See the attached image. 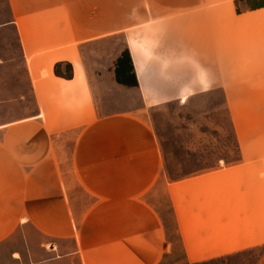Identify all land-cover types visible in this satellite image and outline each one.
<instances>
[{"label":"crops","instance_id":"obj_1","mask_svg":"<svg viewBox=\"0 0 264 264\" xmlns=\"http://www.w3.org/2000/svg\"><path fill=\"white\" fill-rule=\"evenodd\" d=\"M201 1L7 0L0 31H13L23 70L15 86L0 84V243L19 231L13 255L160 264L178 251L197 264L261 249L264 264V137H238L236 158L170 178L144 116L213 80L215 10ZM248 13L264 23V7L239 20ZM137 17L142 46L126 47L140 106L104 114L103 76L88 70L84 49Z\"/></svg>","mask_w":264,"mask_h":264},{"label":"rangeland","instance_id":"obj_2","mask_svg":"<svg viewBox=\"0 0 264 264\" xmlns=\"http://www.w3.org/2000/svg\"><path fill=\"white\" fill-rule=\"evenodd\" d=\"M260 7H264V0L200 2V8L215 10L214 31L207 34L212 41L213 57L206 72L213 80L207 82V86L193 87L194 93L185 102L179 98L167 99L144 112L159 144L161 168L168 177L175 178L192 169L214 167L222 163L217 161L219 157L236 158L238 137H264V65L256 64L264 58V23H256L253 13L239 20L243 11ZM228 15L229 27L224 26ZM8 19L7 0H0V23ZM142 30L143 20L137 17L124 30L102 37L84 49L88 70L98 77L103 76L101 106L104 114L116 108L136 109L140 106L126 41H135L141 47ZM0 58H15L6 68L0 69V84H6L7 88L15 86L18 81L14 74H21L23 70L11 29L0 31ZM67 69L65 65L61 72L66 73ZM178 83L171 80L167 86L174 88ZM181 83L190 85L192 81L183 80ZM158 84L155 81L156 87ZM76 134L77 131H72L68 136L73 138ZM86 201L89 205L92 198L87 195ZM20 244L19 231L1 242L0 264H32L28 256L19 258L18 254L13 255L15 248L21 249ZM260 253L261 249L248 250L197 264H257ZM33 264L46 263L38 261ZM160 264L190 263L184 261L177 251Z\"/></svg>","mask_w":264,"mask_h":264},{"label":"bare ground","instance_id":"obj_3","mask_svg":"<svg viewBox=\"0 0 264 264\" xmlns=\"http://www.w3.org/2000/svg\"><path fill=\"white\" fill-rule=\"evenodd\" d=\"M187 98H188V97H187L186 95H183L182 98H181V101H182V102H185Z\"/></svg>","mask_w":264,"mask_h":264}]
</instances>
